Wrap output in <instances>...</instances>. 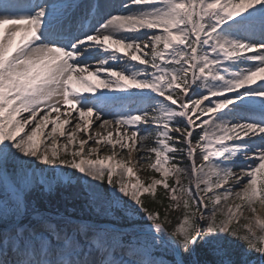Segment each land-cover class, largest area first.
I'll return each instance as SVG.
<instances>
[{"label": "snow or ice", "instance_id": "snow-or-ice-1", "mask_svg": "<svg viewBox=\"0 0 264 264\" xmlns=\"http://www.w3.org/2000/svg\"><path fill=\"white\" fill-rule=\"evenodd\" d=\"M262 213L264 0H0V264H264Z\"/></svg>", "mask_w": 264, "mask_h": 264}, {"label": "trees", "instance_id": "trees-1", "mask_svg": "<svg viewBox=\"0 0 264 264\" xmlns=\"http://www.w3.org/2000/svg\"><path fill=\"white\" fill-rule=\"evenodd\" d=\"M81 189H84L83 184L82 183L77 184V182L74 181L73 187L65 189L61 193V196L64 198H67L68 200L71 201L74 197V192L79 191ZM160 192H161V189H158L157 190V196L160 195ZM165 203H166V201H165ZM149 207H151V205H149ZM161 215H163L162 210H161ZM173 216H175V214H173ZM230 258L233 260L241 261V260H243V255L239 249H235L232 251ZM196 259L200 260L203 264V262L213 263L217 259V257L210 254L207 250L201 249L198 251Z\"/></svg>", "mask_w": 264, "mask_h": 264}, {"label": "rangeland", "instance_id": "rangeland-1", "mask_svg": "<svg viewBox=\"0 0 264 264\" xmlns=\"http://www.w3.org/2000/svg\"><path fill=\"white\" fill-rule=\"evenodd\" d=\"M100 3H105V4H111V3H120V0H100ZM105 135H106V132L104 133ZM85 138V137H84ZM94 146V145H93ZM102 156H107V155H110L111 154V150L110 149H104V148H102L101 149V153H100ZM133 155H135V153H133ZM43 167V166H42ZM142 167H144V168H146L147 167V165L146 164H144V165H142ZM138 174H139V176L141 177V179H144V180H148V178H149V173L148 172H146V171H139L138 172ZM77 175H80L79 173H77ZM84 186V188H85V190H86V186L85 185H83ZM262 214H264V213H262ZM245 215H247V213H245ZM241 223H244V221L243 220H241ZM240 250V252L242 253V249H239ZM243 259H247V260H249V261H251V262H255V261H257V259H258V257H257V255L256 254H252V255H250V256H243ZM208 264H213V263H208Z\"/></svg>", "mask_w": 264, "mask_h": 264}, {"label": "bare ground", "instance_id": "bare-ground-1", "mask_svg": "<svg viewBox=\"0 0 264 264\" xmlns=\"http://www.w3.org/2000/svg\"><path fill=\"white\" fill-rule=\"evenodd\" d=\"M82 1H84L83 3H87L86 0H82ZM99 2H100V1H99ZM111 4H112V3H111ZM117 4H118V3H117ZM82 14H83L82 9H76V10H74V14H73V12H70L69 15L72 17V20L70 21V23H69L68 26H69V27H73L74 25L78 24L79 19L81 18ZM42 114H43V113H41V115H42ZM25 115H27V114H25ZM53 116H55V113H53ZM50 128H51V125H49V127H48V129H46V131H49ZM67 130H70V128L66 129V131H67ZM109 130H111V129H109ZM96 131H102V130L99 129V128H97L96 125H93L92 129L90 130V134H94V132H96ZM80 138L83 139V138H84V135L81 134V135H80ZM59 140H60L61 143L65 142L63 138H59ZM86 147H87V146H86ZM247 214H248V213H247Z\"/></svg>", "mask_w": 264, "mask_h": 264}]
</instances>
